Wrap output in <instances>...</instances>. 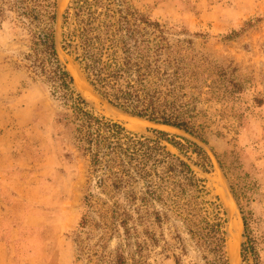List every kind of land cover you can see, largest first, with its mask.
Masks as SVG:
<instances>
[{
  "label": "rangeland",
  "instance_id": "obj_1",
  "mask_svg": "<svg viewBox=\"0 0 264 264\" xmlns=\"http://www.w3.org/2000/svg\"><path fill=\"white\" fill-rule=\"evenodd\" d=\"M72 1L57 2L60 58L92 112L138 136L157 140L154 131H162L179 137L178 141H195L144 119L148 127L132 131L130 122L139 118L113 107L94 91L74 58L62 50L67 32L64 16ZM128 4L166 29L197 75L198 90L188 86L184 99L197 108L196 120L208 141L200 145L209 153L213 168L205 173L171 145H163L189 162L206 182L205 200L218 198L227 212L230 264L228 245L234 224L241 230L238 264H244L241 248L250 241L257 264H264V0H128ZM26 39L11 18L0 28V142L8 151L5 165L13 187L6 198L8 225L21 227L15 240L21 250L10 252L12 264H107L103 259L110 260L124 233L112 210L128 204L123 194L112 189L111 181L99 187L90 175L89 160L74 146L73 127L65 128V109L26 69ZM231 186L240 192L249 219L247 231ZM86 197L91 207L85 204ZM152 231L160 244L153 247L150 242V264H177L176 258L181 264H205L177 218Z\"/></svg>",
  "mask_w": 264,
  "mask_h": 264
},
{
  "label": "trees",
  "instance_id": "obj_2",
  "mask_svg": "<svg viewBox=\"0 0 264 264\" xmlns=\"http://www.w3.org/2000/svg\"><path fill=\"white\" fill-rule=\"evenodd\" d=\"M57 2L0 0V28L11 18L14 27L25 34L26 69L65 109V128L73 127L74 146L89 160L90 175L97 178L99 187L111 181L112 189L126 199L128 206L112 210L121 220L118 227L124 232L123 243L104 263L150 264V242L153 247L160 244L152 229L162 228L175 217L205 264H230L227 212L218 198L205 200L206 182L182 158L205 173L213 168L209 153L200 145H208V141L196 120L197 108L184 99L188 86L198 90L197 75L171 43L166 29L132 8L128 0H73L64 16L67 32L62 50L74 58L94 91L124 113L181 131L196 142L178 141L179 137L162 131H154L157 140L138 136L119 123L96 116L60 58ZM192 99H196L194 95ZM230 188L247 231L249 219L240 192L235 186ZM85 204L92 206L88 197ZM179 240L187 253L184 241ZM241 259L244 264L258 263L251 241L242 245ZM176 263L181 264V259L176 258Z\"/></svg>",
  "mask_w": 264,
  "mask_h": 264
},
{
  "label": "crops",
  "instance_id": "obj_3",
  "mask_svg": "<svg viewBox=\"0 0 264 264\" xmlns=\"http://www.w3.org/2000/svg\"><path fill=\"white\" fill-rule=\"evenodd\" d=\"M4 146V147H3ZM7 149L5 143L0 142V264H12L10 252H19L21 249L15 242L18 240L20 226L9 227V215L6 198L13 191L12 182L8 178Z\"/></svg>",
  "mask_w": 264,
  "mask_h": 264
},
{
  "label": "bare ground",
  "instance_id": "obj_4",
  "mask_svg": "<svg viewBox=\"0 0 264 264\" xmlns=\"http://www.w3.org/2000/svg\"><path fill=\"white\" fill-rule=\"evenodd\" d=\"M147 127H148V124L145 121H143L142 119L132 121L129 124V128L132 131H136V132H143ZM238 224H240V223L238 222ZM240 226H241V224H240ZM231 229L232 230L230 232V241H229V245H228V252H229V256L231 258V264H238V260H240V254L238 251V237H239L241 230H240L239 225H237V224H234Z\"/></svg>",
  "mask_w": 264,
  "mask_h": 264
}]
</instances>
